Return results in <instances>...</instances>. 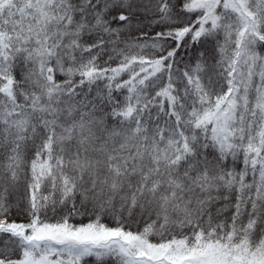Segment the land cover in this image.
Instances as JSON below:
<instances>
[{
    "label": "snow or ice",
    "instance_id": "snow-or-ice-1",
    "mask_svg": "<svg viewBox=\"0 0 264 264\" xmlns=\"http://www.w3.org/2000/svg\"><path fill=\"white\" fill-rule=\"evenodd\" d=\"M0 264H264V0H0Z\"/></svg>",
    "mask_w": 264,
    "mask_h": 264
}]
</instances>
